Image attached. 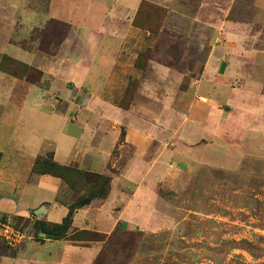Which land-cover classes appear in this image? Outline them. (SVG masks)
I'll list each match as a JSON object with an SVG mask.
<instances>
[{
  "label": "rangeland",
  "instance_id": "1",
  "mask_svg": "<svg viewBox=\"0 0 264 264\" xmlns=\"http://www.w3.org/2000/svg\"><path fill=\"white\" fill-rule=\"evenodd\" d=\"M219 20L245 24L239 46L264 50V9L256 0H141L130 23L134 29L128 45L131 52L124 60L134 72L111 91L104 87V95L110 98L105 99L109 111L93 110L91 100L82 102L91 94L89 84L78 85L60 72L54 77L74 100L67 112L69 121L81 119L83 123L81 131L78 124L67 126L70 134L79 138L76 147L82 153L81 165L86 164V156L97 155L98 137L91 135L89 140L96 126L105 134L118 133L102 173L91 171L100 170L97 164H88L91 170L64 165L71 170L64 173L71 185V189L65 185L70 202L94 188L89 184L93 174L109 177V188L114 180L115 192L106 206L102 207L108 194L88 204L91 224L98 222V228L105 231L82 229L72 234L71 240H57L92 247V258L82 264H264V107L254 98L242 103L213 100L202 95L199 83L212 49L234 45L219 34ZM43 29L50 34H36V40L39 49L47 40L49 51L55 49L59 33L70 32L67 25L51 24ZM215 54L216 62L225 64L226 50ZM122 55V50L114 54L123 64ZM76 57L89 64L92 54L85 48ZM3 60L0 117L4 104H20L2 101L3 94L23 93L20 87L10 85L11 78L34 83L39 75L33 68ZM216 68L222 70L218 63ZM248 72L255 79V73L259 75L258 93L264 96V70L254 66ZM237 82L229 80L224 87ZM130 108L133 117L126 114ZM95 111L101 115L99 124L91 117ZM134 126L152 135L153 140L140 150L123 140L125 128ZM24 128L33 138L39 136L38 127ZM111 137H102L100 151L109 147ZM47 153L36 155L27 164L18 161L15 151H0V167L9 172L29 169L27 180L32 181L40 175L31 172L34 160L49 162ZM135 192V201L125 208L126 219L113 224L116 211L123 209ZM4 220L22 230L25 238L14 247L0 239V261L15 257L30 241L48 240L42 234L34 235L32 224L42 219L31 212L8 217L0 213V221Z\"/></svg>",
  "mask_w": 264,
  "mask_h": 264
},
{
  "label": "crops",
  "instance_id": "2",
  "mask_svg": "<svg viewBox=\"0 0 264 264\" xmlns=\"http://www.w3.org/2000/svg\"><path fill=\"white\" fill-rule=\"evenodd\" d=\"M39 2L43 4L40 6ZM140 3L141 0H0V64L5 59L18 66H27L39 71L34 83L17 77L11 78L10 85L20 87L23 93L2 95L4 102H20L19 106L3 105L4 112L0 117V151L3 154L7 150L15 151L18 161L28 164L36 155L49 152L52 161L58 165L74 164L91 170L88 164L92 163L99 165L100 170L91 171H104L108 151L117 139V130L105 134L100 126H96L94 131L89 133V140L93 138L91 135L98 137L94 149V154L97 155L84 154L88 159L83 158V163L86 164L81 165L82 153L77 152L76 147L79 138L72 136L67 126L78 124L81 131L83 123L81 119L73 123L69 121L67 112L74 100L67 96L66 88L61 87L54 77L59 76L60 72L71 76L78 85L89 84L92 88L91 94L84 97L82 102L91 100L94 103L93 110L100 108L104 112L109 111L111 106L108 108L105 99L110 98L104 95V87H109L111 91L122 83V79L124 82L128 80V76L134 72L125 62V55L131 52L128 45L134 29L130 23ZM256 4L264 9V0H256ZM219 23L217 28L221 31L218 33L232 40L234 45L226 49L215 47L206 58L203 78L199 80L202 95L217 101L228 100L235 103L254 98L260 100L264 107V96L258 93L261 86L259 75L255 73V79L252 73L248 72V69L254 66L264 70V50H249L239 46V40L245 32V24L225 20L223 23L219 20ZM51 24L67 25L70 32L64 31L57 35L58 40L53 51L48 50L50 43L47 40L44 41L43 48L39 49L35 35L49 32L43 28ZM117 25L121 28L116 29ZM26 41L28 43L25 47ZM68 47L72 50H67ZM85 48L87 53L92 54L89 64H82L81 58L76 57ZM116 50H122L124 53L123 64L115 57ZM222 50H226L225 64L216 62L215 53ZM217 63L222 70L216 68ZM260 63L262 65H259ZM229 80L238 81L237 85L225 88L224 82ZM112 108L119 112L117 108ZM130 112L131 108L126 114L131 117ZM100 116L99 112L91 114L93 122L97 120L98 124L102 121ZM24 125L38 127L36 133L39 136L33 138ZM146 133L148 132L139 126L126 127L123 140L140 150L153 140L152 135L147 136ZM107 134L112 136L109 147L100 151L102 137ZM28 147L31 150L26 152L25 148ZM29 175V169L9 172L0 167V213L8 217L25 216L31 212L36 219L49 223L60 222L70 203L69 190L59 178L43 174L29 181ZM113 181H110L108 197L102 207L106 206L109 196H113L115 192ZM135 198L136 192L123 209L116 211V218L111 221L113 224L118 220L122 221V218L126 219L127 206H130ZM88 206L73 212L71 228L105 231L99 229L98 222L91 224V210ZM93 252L92 247L82 248L66 241H30L15 257L6 258L0 261V264H82L92 258Z\"/></svg>",
  "mask_w": 264,
  "mask_h": 264
},
{
  "label": "trees",
  "instance_id": "3",
  "mask_svg": "<svg viewBox=\"0 0 264 264\" xmlns=\"http://www.w3.org/2000/svg\"><path fill=\"white\" fill-rule=\"evenodd\" d=\"M49 156V162L42 161L37 163L34 160L31 172H38L40 175L46 174L56 178H59L62 182H65V185L71 189V185L66 182L65 172L71 170L68 167L63 165H58L51 159V153H47ZM93 178L90 183L94 188L86 192L85 195L76 196L67 206L65 215L61 218L59 223H49L43 220H36L32 224L33 233L35 236L42 234L44 239L48 240H58L60 238L71 237L72 234L82 232L77 231L76 229L71 228V217L73 212L81 207H84L89 204L93 199L103 200L109 191V177L102 176L100 174H93ZM97 184H99L98 189ZM96 188V190H95ZM41 238H38L40 240ZM71 240V239H69Z\"/></svg>",
  "mask_w": 264,
  "mask_h": 264
},
{
  "label": "built area",
  "instance_id": "4",
  "mask_svg": "<svg viewBox=\"0 0 264 264\" xmlns=\"http://www.w3.org/2000/svg\"><path fill=\"white\" fill-rule=\"evenodd\" d=\"M25 234L10 221H0V239L8 246H17L23 242Z\"/></svg>",
  "mask_w": 264,
  "mask_h": 264
}]
</instances>
